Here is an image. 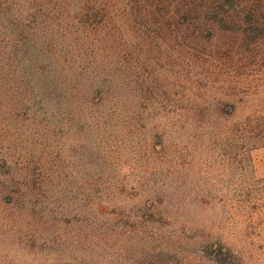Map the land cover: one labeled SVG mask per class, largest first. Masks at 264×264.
I'll list each match as a JSON object with an SVG mask.
<instances>
[{
	"label": "rangeland",
	"instance_id": "obj_1",
	"mask_svg": "<svg viewBox=\"0 0 264 264\" xmlns=\"http://www.w3.org/2000/svg\"><path fill=\"white\" fill-rule=\"evenodd\" d=\"M221 1L0 0V264H264V23Z\"/></svg>",
	"mask_w": 264,
	"mask_h": 264
},
{
	"label": "trees",
	"instance_id": "obj_2",
	"mask_svg": "<svg viewBox=\"0 0 264 264\" xmlns=\"http://www.w3.org/2000/svg\"><path fill=\"white\" fill-rule=\"evenodd\" d=\"M219 2V0H218ZM235 3L236 7H240L241 9L247 8V13H244V15H241L239 18H243L245 20H247L250 23L253 24H258L259 23H264V12L260 13V11H258L259 8H261V12L262 9H264V0H222L220 3H224V4H228V3ZM251 27H250V32L253 33V31H251ZM261 182L259 184V188L262 190V196L264 195V177H261Z\"/></svg>",
	"mask_w": 264,
	"mask_h": 264
}]
</instances>
